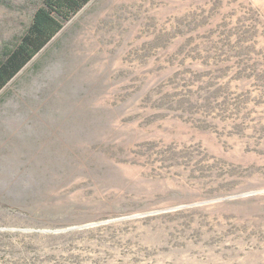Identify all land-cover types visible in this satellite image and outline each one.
I'll use <instances>...</instances> for the list:
<instances>
[{"label":"rangeland","instance_id":"obj_1","mask_svg":"<svg viewBox=\"0 0 264 264\" xmlns=\"http://www.w3.org/2000/svg\"><path fill=\"white\" fill-rule=\"evenodd\" d=\"M0 264H264V0L68 21L0 91Z\"/></svg>","mask_w":264,"mask_h":264},{"label":"trees","instance_id":"obj_2","mask_svg":"<svg viewBox=\"0 0 264 264\" xmlns=\"http://www.w3.org/2000/svg\"><path fill=\"white\" fill-rule=\"evenodd\" d=\"M91 0H42L24 33L0 48L3 90Z\"/></svg>","mask_w":264,"mask_h":264}]
</instances>
